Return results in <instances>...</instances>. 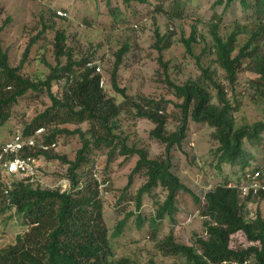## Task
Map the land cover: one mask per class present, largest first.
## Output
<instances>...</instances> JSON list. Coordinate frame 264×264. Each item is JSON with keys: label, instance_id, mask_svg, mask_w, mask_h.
<instances>
[{"label": "rangeland", "instance_id": "1", "mask_svg": "<svg viewBox=\"0 0 264 264\" xmlns=\"http://www.w3.org/2000/svg\"><path fill=\"white\" fill-rule=\"evenodd\" d=\"M144 1L125 4L122 0H0V48L8 53L9 64L14 67L20 63L30 40L40 36L28 52L23 74L35 82L43 81L50 73L48 66L56 64L53 51L55 32L63 31L66 46L74 60L91 56L95 66L100 68L99 76L104 80L101 89L106 97L114 98L117 104L125 103L116 119L114 133L127 146L144 150L149 159L162 158L164 145L150 135L153 123L134 116L132 102L137 98L166 102V130L172 132L180 123L178 106L181 99L174 96L167 79L175 85L198 80L210 93L212 102L217 103L216 91L201 74V68L213 74V80L221 85L226 99L236 108L233 112L236 127L264 122V83L250 71L245 61L238 69L234 84H229L216 61L210 35L211 18L216 14L221 17L218 28L221 37H227L239 28L243 32L237 37L238 48L248 41L262 47L264 20L243 9L239 0H234L227 10H223V5L213 10L215 0ZM58 10L61 16L56 13ZM193 26L196 27V39L188 52L183 41L189 38ZM156 33L161 37L159 42ZM123 46L128 49L118 69L117 84L125 91L124 98L112 88L110 78L115 54ZM158 47H163L161 52ZM61 62L64 64L65 58ZM66 87V80L61 79L52 84L51 90L60 97ZM49 106L45 91H28L12 107L8 121L0 128V139L6 140L16 130H23ZM59 128H66L70 133L79 130L86 138L89 137L86 135L89 129L87 122L60 125ZM212 132L213 129L206 124L194 123L189 118L182 148L174 147L171 151L173 174L200 199L221 182L223 175L229 176L231 185L236 184L233 173L238 166H224L219 173L211 165L215 163L212 151L217 147ZM260 142L257 147L245 143V149L253 156L248 168H259L262 176L264 133ZM56 143L57 150L50 152V158L64 156L73 161L81 147L79 134L60 135ZM107 153L104 147L92 148L88 157L90 167H83L78 173L87 176L89 171L95 170L98 179L108 176L107 194L99 193V197L108 231L109 261L115 263L127 259L130 264H148L151 260L155 264H185V259L180 256L165 255L161 246L169 235L175 243L185 246H193L197 238L206 237L204 222L207 219L201 216L198 205L189 194L181 192L177 197L178 212L173 220L165 217L152 223L157 206L163 202L166 193L158 187L150 194H144L141 207L135 213V196L146 177L142 172L133 175L130 187L126 191L123 189L137 157L125 160L115 151L109 159ZM67 167L59 159L44 157L37 181L31 186L57 190L68 180ZM256 209L264 218V197L256 196L246 203L248 219L254 216ZM129 213L133 215L127 219L121 234L114 236L116 225ZM137 214L142 222L140 227L136 221ZM7 217V213L0 216V251L14 244L16 235L24 230L16 218ZM187 218L191 221L187 222ZM233 241L243 242V239L235 235ZM246 245L248 243H244Z\"/></svg>", "mask_w": 264, "mask_h": 264}, {"label": "trees", "instance_id": "2", "mask_svg": "<svg viewBox=\"0 0 264 264\" xmlns=\"http://www.w3.org/2000/svg\"><path fill=\"white\" fill-rule=\"evenodd\" d=\"M122 1L125 4L132 1L146 2ZM233 2L234 0H215L212 9L223 5V10H227ZM239 4L243 9L250 10L256 18L264 20V0H239ZM220 19V16L213 14L210 35L216 61L224 71L227 82L234 84L238 69L247 61L250 71L264 83V46L253 45L248 41L238 48L237 37L243 30L237 28L227 37H221L218 33ZM39 37L36 36L35 39ZM156 37L159 42L161 37L158 33ZM35 39L30 40L20 63L14 67L9 64L8 53L0 48V128L8 121L10 111L19 98L28 91L43 90L50 100V106L24 126L23 134L29 135L36 129L44 128L47 133L43 135V139L48 144L55 143L60 135L79 134L81 147L73 161H68L64 156L50 158V153L42 156L59 159L68 166V192L34 188L31 184L14 180L5 194L6 185L0 180V216L7 213V219L16 218L24 229L16 235L14 244L0 251V264H130L127 259L115 263L109 261L108 231L103 221L98 184L92 178L91 171L87 176L85 173H78L81 168L90 167L88 157L91 149L101 147L108 150L109 159L114 156L115 151L125 160L137 157L123 189L126 191L130 187L133 175L142 172L146 177V182L135 196V213L141 207L142 196L159 187L166 195L157 206L152 223L165 217L173 220L178 212L177 197L181 192L191 196L198 205L201 216L207 219L204 222L206 237L197 238L193 246H185L175 243L169 235L161 246L165 255L180 256L185 259V264H264V218L260 210L256 209L254 216L248 219L246 203L256 196L249 195L240 199L237 189L244 184L247 173L261 171L259 168H248L253 156L245 149V143L253 147L260 146L264 122L236 127L233 118L236 108L226 99L221 85L213 80V74L201 68V74L216 91L217 103L212 102L210 93L198 80L175 85L167 79L174 96L181 99L178 106L181 111L180 123L172 132L166 130V102L146 98H137L132 102L134 116L153 123L154 129L150 135L164 145L162 158L149 159L144 150L127 146L114 133L116 119L122 113L125 103L117 104L114 98L106 97L99 87V74L95 73L94 68L86 67L87 63L92 62L91 56L74 60L71 50L66 46L63 31L55 32L53 51L56 64L48 66L49 75L37 82L24 76V64ZM195 39L196 27L193 26L189 38L183 41L188 52ZM163 47H158L160 52ZM127 49V46H123L115 54L110 74L112 88L123 98L125 91L118 87L117 74ZM62 58H65L64 64L61 62ZM61 79L66 80L68 87L57 97L52 93L51 87ZM189 118L194 123H203L213 129L211 135L217 142V147L212 151L215 163L211 165L219 173L224 166H238V170L233 173L236 179L234 187L229 186V176L223 175L221 182L200 199L173 174L171 151L174 147L182 148ZM84 122L89 124L86 133L88 138L79 130L70 133L66 128H59L60 125H79ZM100 179L102 183L109 184L108 176ZM260 181L264 182V175L260 177ZM257 196L264 197V194ZM132 215L129 213L118 222L114 236L121 234L127 219ZM136 221L140 227L142 222L139 214L136 215ZM235 235H240L248 245L233 241ZM148 264L155 263L151 260Z\"/></svg>", "mask_w": 264, "mask_h": 264}, {"label": "built area", "instance_id": "3", "mask_svg": "<svg viewBox=\"0 0 264 264\" xmlns=\"http://www.w3.org/2000/svg\"><path fill=\"white\" fill-rule=\"evenodd\" d=\"M62 15L61 11L56 12ZM88 68H94L96 74H99L100 68L95 66L94 62L86 64ZM104 84V80L100 77L99 87ZM44 128L36 129L29 135H24L23 130H16L6 140L0 139V180L6 185L4 193L10 189L13 181H23L27 184H32L37 181V173L41 166L43 155L57 150V143H45L43 139ZM31 152V153H28ZM260 172L254 171L245 175V182L238 186V194L240 199H245L247 196L252 197L264 194V182L260 181ZM92 178L97 182L99 193L107 194L108 182H101L97 178L95 170H92ZM80 185V184H79ZM234 187V185H229ZM70 182L66 180L62 186H58L59 193L68 192ZM191 218H187L190 222Z\"/></svg>", "mask_w": 264, "mask_h": 264}]
</instances>
